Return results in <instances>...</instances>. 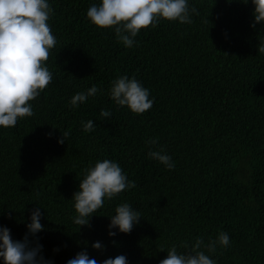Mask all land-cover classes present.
I'll return each mask as SVG.
<instances>
[{
    "label": "trees",
    "instance_id": "obj_1",
    "mask_svg": "<svg viewBox=\"0 0 264 264\" xmlns=\"http://www.w3.org/2000/svg\"><path fill=\"white\" fill-rule=\"evenodd\" d=\"M93 3L99 0H50L53 80L31 101L33 116L0 128V226L23 241L31 211L41 207L44 231L29 239L54 264L85 248L98 261L123 254L129 264H160L173 245L190 251L181 245L198 237L207 243L221 231L229 246L207 253L217 264H264V24L251 26L254 5L190 0L198 12L191 24L161 20L127 48L89 21ZM125 74L150 90L147 112L111 100V82ZM93 84L102 91L73 108L72 96ZM102 109L112 116L101 118ZM88 120L95 131H83ZM64 131L70 135L60 144ZM160 148L174 169L148 157ZM104 159L118 162L136 187L106 200L91 226L80 228L74 193L85 170ZM125 202L141 221L110 238L108 216ZM95 241L106 250H94Z\"/></svg>",
    "mask_w": 264,
    "mask_h": 264
},
{
    "label": "clouds",
    "instance_id": "obj_2",
    "mask_svg": "<svg viewBox=\"0 0 264 264\" xmlns=\"http://www.w3.org/2000/svg\"><path fill=\"white\" fill-rule=\"evenodd\" d=\"M249 2L254 5V22L251 26L255 28L258 24H264V0H242L245 5ZM194 13L198 14L194 6L190 7V0H99V3H93L88 8L87 18L99 29L113 30L125 47L132 48L137 44L136 38L142 30L157 26L161 20L191 24ZM54 14L50 0H0V128L15 127L19 119L33 116L31 101H35L53 80V73L46 62L57 43L49 23ZM258 52L264 54V41L258 46ZM101 91L99 86L93 84L86 91L75 93L70 105L78 108ZM108 94L117 106L127 107L137 115L147 112L154 104V98H150V90L135 75L131 78L126 74L118 76L111 82ZM111 116L109 109H102L100 112V117L104 120ZM81 124L83 131H95L96 124L93 120L81 121ZM69 135V131L62 132L58 143L63 144ZM148 143L155 145L158 138L150 139ZM148 157L169 170L176 166L163 148L150 150ZM135 187V181L129 180L118 162L98 160L94 166L85 170L79 190L74 193L72 201L76 215L73 222L80 228L90 227L92 217L103 208L106 200L111 201L126 189ZM108 217V235L115 238L119 234H130L140 223L142 215L125 202L117 205L115 214ZM43 218L41 207L31 211L23 241L14 240L11 230L0 226V261L3 264H54V261L41 254L43 245L37 242L33 246L29 239L44 231ZM112 243L115 244L116 240L113 239ZM229 244V234L223 231L207 243L198 237L192 245H181L190 251L178 252L177 246L173 245L167 250V258L162 259L160 264H217L207 253H214L218 246L227 248ZM91 247L101 252L106 250L101 241L91 243ZM67 264L129 262L123 254L98 261L90 257L85 248L69 259Z\"/></svg>",
    "mask_w": 264,
    "mask_h": 264
}]
</instances>
